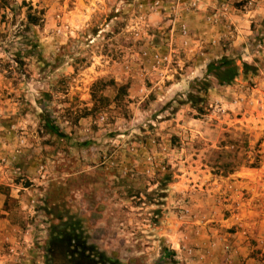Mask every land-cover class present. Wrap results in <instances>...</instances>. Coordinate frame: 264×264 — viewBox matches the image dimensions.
<instances>
[{"label": "rangeland", "instance_id": "374dc122", "mask_svg": "<svg viewBox=\"0 0 264 264\" xmlns=\"http://www.w3.org/2000/svg\"><path fill=\"white\" fill-rule=\"evenodd\" d=\"M222 57L257 70L200 114ZM1 227L0 264H264V0H0Z\"/></svg>", "mask_w": 264, "mask_h": 264}, {"label": "trees", "instance_id": "16d2710c", "mask_svg": "<svg viewBox=\"0 0 264 264\" xmlns=\"http://www.w3.org/2000/svg\"><path fill=\"white\" fill-rule=\"evenodd\" d=\"M29 25H35L38 22V19L35 16H28ZM209 71L201 80L193 83L191 87V92L188 96V102L197 110L198 113L202 114L204 109L202 104L204 103V95L208 94V92L212 89L210 76L211 72H214V79L217 84L220 86H230L234 83V81L241 75V73H248L249 71H256L255 67L247 63H243L242 67L236 64V60L229 57H222L220 60L209 64ZM45 127L50 132L59 135L60 137H64V133L61 131L60 127L45 118ZM260 157L256 159V163L251 165V167L256 168L259 166Z\"/></svg>", "mask_w": 264, "mask_h": 264}, {"label": "crops", "instance_id": "0c3cea01", "mask_svg": "<svg viewBox=\"0 0 264 264\" xmlns=\"http://www.w3.org/2000/svg\"><path fill=\"white\" fill-rule=\"evenodd\" d=\"M7 227H1L0 228V235L2 236V232H6ZM0 236V241L2 240ZM233 247L231 250L235 248V245L237 243H232ZM230 246V245H226ZM4 245L0 242V259H6V255L3 252ZM237 249V248H236ZM230 251V249H227ZM233 252H229L231 260L234 264H242L245 261L246 263H250L251 259H248L247 261L244 259H236V257L232 254ZM197 259H184L188 261V264H225V256L226 251L224 247V243H220L217 241L216 238H213L212 240L206 241L204 245L199 249V251L196 253ZM233 257V258H232Z\"/></svg>", "mask_w": 264, "mask_h": 264}, {"label": "flooded vegetation", "instance_id": "af4514ba", "mask_svg": "<svg viewBox=\"0 0 264 264\" xmlns=\"http://www.w3.org/2000/svg\"><path fill=\"white\" fill-rule=\"evenodd\" d=\"M93 264H96V263H93Z\"/></svg>", "mask_w": 264, "mask_h": 264}]
</instances>
